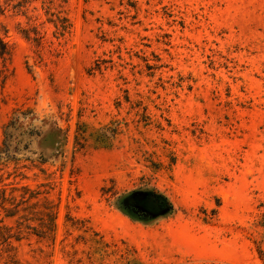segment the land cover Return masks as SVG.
Wrapping results in <instances>:
<instances>
[{
    "label": "rangeland",
    "instance_id": "374dc122",
    "mask_svg": "<svg viewBox=\"0 0 264 264\" xmlns=\"http://www.w3.org/2000/svg\"><path fill=\"white\" fill-rule=\"evenodd\" d=\"M43 1L0 0V242L264 264V0Z\"/></svg>",
    "mask_w": 264,
    "mask_h": 264
},
{
    "label": "trees",
    "instance_id": "16d2710c",
    "mask_svg": "<svg viewBox=\"0 0 264 264\" xmlns=\"http://www.w3.org/2000/svg\"><path fill=\"white\" fill-rule=\"evenodd\" d=\"M61 1H63V0H47V1H43V4L47 5V6L45 5L47 10L56 9L57 12H55V13L50 12V14L51 15L53 14L55 16V18L54 19H49V20L53 21L56 24H57V21L61 18L58 15L59 12H61V11H60V9H58L56 7H52V6H60L59 3ZM0 5H1V3H0ZM19 5L22 6L23 4L20 3ZM2 9H3V7H0V10H2ZM47 12H49V11H47ZM63 28H65V26ZM2 149L3 148L0 147V151ZM4 206H5V199L2 197L1 200H0V210H4L5 211L6 209H5ZM4 231H5V227L0 226V239H2V235L4 234ZM0 264H26V263H24V262H22L20 260L19 255H18L17 246H14L12 244V242L7 240L6 242H0Z\"/></svg>",
    "mask_w": 264,
    "mask_h": 264
},
{
    "label": "flooded vegetation",
    "instance_id": "af4514ba",
    "mask_svg": "<svg viewBox=\"0 0 264 264\" xmlns=\"http://www.w3.org/2000/svg\"><path fill=\"white\" fill-rule=\"evenodd\" d=\"M141 196H143L144 197V199H153L154 200V198L153 197H151V195H144V194H142ZM146 196H148V197H146ZM136 198V197H135ZM137 199V198H136ZM136 200H134V205H136ZM146 203V201H142V204H145ZM130 205V204H129ZM132 205V204H131ZM156 207V206H155ZM138 208V207H137ZM139 208H140V210H142V211H145L146 212V208H142V207H140L139 206Z\"/></svg>",
    "mask_w": 264,
    "mask_h": 264
}]
</instances>
